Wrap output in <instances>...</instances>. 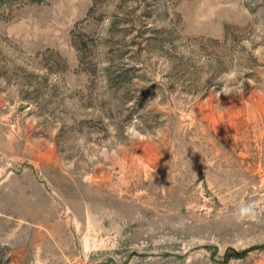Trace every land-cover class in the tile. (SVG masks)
<instances>
[{"label":"rangeland","instance_id":"374dc122","mask_svg":"<svg viewBox=\"0 0 264 264\" xmlns=\"http://www.w3.org/2000/svg\"><path fill=\"white\" fill-rule=\"evenodd\" d=\"M0 264H264V0H0Z\"/></svg>","mask_w":264,"mask_h":264},{"label":"clouds","instance_id":"9594fccd","mask_svg":"<svg viewBox=\"0 0 264 264\" xmlns=\"http://www.w3.org/2000/svg\"><path fill=\"white\" fill-rule=\"evenodd\" d=\"M233 80L236 82V84L240 86V89L242 90L243 89L242 85L244 84V78L242 77L241 73L235 71L226 74V81L224 87H227L228 91L232 92L234 86L231 85L229 82ZM127 131L129 133H134L135 132L134 126H130ZM255 213H256V209L254 202H243L236 209L234 214L237 220H244L246 218L253 217Z\"/></svg>","mask_w":264,"mask_h":264}]
</instances>
